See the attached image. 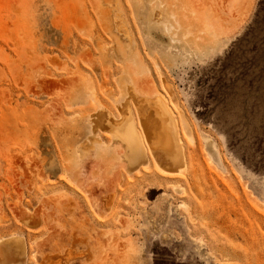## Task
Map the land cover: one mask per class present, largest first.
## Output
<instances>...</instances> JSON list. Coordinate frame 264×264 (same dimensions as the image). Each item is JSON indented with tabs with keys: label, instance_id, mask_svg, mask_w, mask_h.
Returning a JSON list of instances; mask_svg holds the SVG:
<instances>
[{
	"label": "rangeland",
	"instance_id": "rangeland-1",
	"mask_svg": "<svg viewBox=\"0 0 264 264\" xmlns=\"http://www.w3.org/2000/svg\"><path fill=\"white\" fill-rule=\"evenodd\" d=\"M0 264H264V0H0Z\"/></svg>",
	"mask_w": 264,
	"mask_h": 264
},
{
	"label": "bare ground",
	"instance_id": "bare-ground-1",
	"mask_svg": "<svg viewBox=\"0 0 264 264\" xmlns=\"http://www.w3.org/2000/svg\"><path fill=\"white\" fill-rule=\"evenodd\" d=\"M127 130L129 134L124 137L123 142L126 144L129 154L134 152L135 156H138L139 153L133 150L131 147L133 142L135 148L140 150L138 138L133 133L131 126H128ZM146 140L148 143L147 147L151 155L157 162L162 164V166L163 163L166 164L168 160L180 159L176 141L173 140L170 128L167 127V125L162 120H159L156 123L154 122L153 126H149L146 129ZM166 169L169 170L168 168Z\"/></svg>",
	"mask_w": 264,
	"mask_h": 264
}]
</instances>
